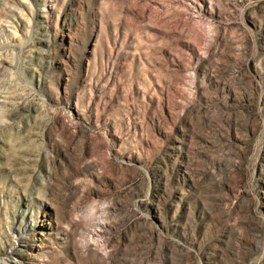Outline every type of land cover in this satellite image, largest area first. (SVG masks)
<instances>
[{
  "label": "rangeland",
  "instance_id": "obj_1",
  "mask_svg": "<svg viewBox=\"0 0 264 264\" xmlns=\"http://www.w3.org/2000/svg\"><path fill=\"white\" fill-rule=\"evenodd\" d=\"M0 264H264V0H0Z\"/></svg>",
  "mask_w": 264,
  "mask_h": 264
}]
</instances>
